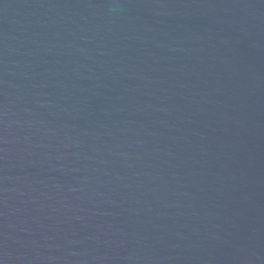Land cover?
Instances as JSON below:
<instances>
[{
	"label": "water",
	"instance_id": "95a60500",
	"mask_svg": "<svg viewBox=\"0 0 264 264\" xmlns=\"http://www.w3.org/2000/svg\"><path fill=\"white\" fill-rule=\"evenodd\" d=\"M0 264H264V0H0Z\"/></svg>",
	"mask_w": 264,
	"mask_h": 264
}]
</instances>
